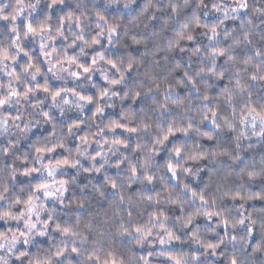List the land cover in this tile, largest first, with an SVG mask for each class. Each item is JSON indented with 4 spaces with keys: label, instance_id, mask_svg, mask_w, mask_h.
<instances>
[{
    "label": "clouds",
    "instance_id": "9594fccd",
    "mask_svg": "<svg viewBox=\"0 0 264 264\" xmlns=\"http://www.w3.org/2000/svg\"><path fill=\"white\" fill-rule=\"evenodd\" d=\"M0 264H264V0H0Z\"/></svg>",
    "mask_w": 264,
    "mask_h": 264
}]
</instances>
